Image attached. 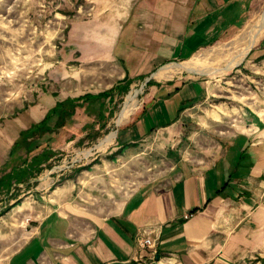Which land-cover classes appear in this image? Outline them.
<instances>
[{"label": "crops", "instance_id": "1", "mask_svg": "<svg viewBox=\"0 0 264 264\" xmlns=\"http://www.w3.org/2000/svg\"><path fill=\"white\" fill-rule=\"evenodd\" d=\"M263 4L95 0L90 18L70 26L61 73L53 78L57 89H42L28 104L16 99L10 112H0V191L16 181L36 183L25 200L13 199L0 213V264H149L153 252L160 261L153 264H264V102L218 124L190 113H208L214 84L206 75L239 65L245 48L257 44ZM232 43L233 55L223 62L221 50ZM218 58L224 67L184 66ZM141 80V106L127 118L135 105L126 104L106 141V173L121 176L124 158L136 159L150 138L172 146L186 138L194 154L130 192L99 197L101 168L63 179L43 170L49 151L111 127L118 98ZM138 234L154 247H140Z\"/></svg>", "mask_w": 264, "mask_h": 264}, {"label": "rangeland", "instance_id": "2", "mask_svg": "<svg viewBox=\"0 0 264 264\" xmlns=\"http://www.w3.org/2000/svg\"><path fill=\"white\" fill-rule=\"evenodd\" d=\"M94 5L95 0H0V112H10L16 99L23 102L28 100V104L42 89H57L60 82H55L53 78H59L61 73V60L66 55L64 44L70 26L78 19L90 18ZM263 13L264 4L260 7V15ZM233 44L221 50L225 55L223 62L228 63L231 59L233 53L230 47ZM215 61L200 60L184 66L202 70L224 67L221 58ZM229 69L225 73L205 77L214 84V96L204 106L209 115L199 111L190 113H196L209 124H218L224 119L230 121L231 118H237L246 109H259L260 102H264V31L242 63L230 66ZM145 90L144 81L133 84L123 98H118L116 114L110 119L111 127L93 140L68 142L55 151H49L53 156L43 170L48 169L54 175H72L87 166L101 168L102 182L97 186L93 184L94 194L99 197L103 194L107 196L115 190L130 192L142 181L167 173L178 164L181 157L194 154L195 147L186 138L177 146L162 144L150 138L139 146L136 159L124 158L121 162V167L125 165L121 168V176L113 172L106 173L107 167L103 164V160L109 156L106 141L118 129L116 122L124 106L131 103L135 105L129 118L141 106ZM189 119L192 117L189 116ZM197 126L202 127L201 124ZM195 129L191 132H196ZM191 132H186L187 137L193 136ZM95 157L101 160L97 159L94 163L92 159ZM60 183L61 180H57L53 184L56 186ZM34 184L16 181L9 189L0 191V213L10 209L13 199H18L16 202L25 200L29 188L36 187Z\"/></svg>", "mask_w": 264, "mask_h": 264}, {"label": "built area", "instance_id": "3", "mask_svg": "<svg viewBox=\"0 0 264 264\" xmlns=\"http://www.w3.org/2000/svg\"><path fill=\"white\" fill-rule=\"evenodd\" d=\"M192 216H193V213H189V214H186L184 217H185V219H189ZM136 241L139 244V246L142 248H147V247L153 248L155 245L152 238H150L149 236H147L145 234H138L136 236ZM159 262L160 261L158 260L156 253L153 252V255L151 257V261L149 264L159 263Z\"/></svg>", "mask_w": 264, "mask_h": 264}, {"label": "bare ground", "instance_id": "4", "mask_svg": "<svg viewBox=\"0 0 264 264\" xmlns=\"http://www.w3.org/2000/svg\"><path fill=\"white\" fill-rule=\"evenodd\" d=\"M254 35V34H253ZM253 42H255V41H253L252 40V42H251V45L253 44ZM250 45V46H251ZM253 46V45H252ZM249 51V48H245V50L243 51V53H242V58L247 54V52ZM112 140V137H110L108 140H107V142H110Z\"/></svg>", "mask_w": 264, "mask_h": 264}, {"label": "trees", "instance_id": "5", "mask_svg": "<svg viewBox=\"0 0 264 264\" xmlns=\"http://www.w3.org/2000/svg\"><path fill=\"white\" fill-rule=\"evenodd\" d=\"M46 124V122H44L42 125H45Z\"/></svg>", "mask_w": 264, "mask_h": 264}]
</instances>
